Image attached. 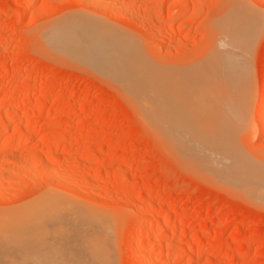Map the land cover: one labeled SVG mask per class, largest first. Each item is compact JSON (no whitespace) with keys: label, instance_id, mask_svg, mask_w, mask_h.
<instances>
[{"label":"rangeland","instance_id":"rangeland-1","mask_svg":"<svg viewBox=\"0 0 264 264\" xmlns=\"http://www.w3.org/2000/svg\"><path fill=\"white\" fill-rule=\"evenodd\" d=\"M25 1L0 0V146L12 142L0 151V214L51 197L65 201L62 205L69 209H86L83 215L90 225L84 230L94 229L87 235L82 226L76 230L92 241L81 254L87 264H129L145 244L138 243V235L156 240L164 223L169 224L168 243L152 249L150 264L167 254V264H264V200L253 194L262 190L264 195V177L258 175L260 171L264 176V0H34L31 8ZM231 2L259 24L244 46L250 85L246 117L241 111L227 116L236 122L237 147L263 162L251 163L258 171L254 178L238 175L247 192L256 188L249 195L240 184L232 191L202 164L181 158L147 122L145 107L137 108L117 83L119 67L112 65L113 79L95 67L87 51L88 35H76V55L83 59L78 56L75 63V56L70 59L60 50L63 58L43 36L70 18L92 19L115 32L129 52L133 48L131 52L150 66L198 87L209 56L210 29L220 16L225 18ZM16 112L23 118L11 119ZM93 215L96 218H90ZM63 244L65 260L57 253L60 249L55 253L59 243L49 245L53 250L44 249L54 251L59 262H74L80 248ZM10 250L0 247V264L22 258Z\"/></svg>","mask_w":264,"mask_h":264},{"label":"bare ground","instance_id":"bare-ground-1","mask_svg":"<svg viewBox=\"0 0 264 264\" xmlns=\"http://www.w3.org/2000/svg\"><path fill=\"white\" fill-rule=\"evenodd\" d=\"M25 2V6L28 8L32 5L34 0H26ZM238 7H240L238 6V3L231 2L227 8L225 18H222L224 15H222V17L220 16V20L217 19V22H214V25L212 26V29H214H210L211 32L209 34L211 43L208 47L209 56L205 64V71L202 74V78L198 84V87L186 86L185 84L191 82L190 79V82L188 80L184 82V79L183 81L180 80L182 77L175 78L171 77L170 75H166L163 70H160V67V69H158L153 65V68L150 66V64L146 63L144 60L140 59V57H137V55L132 53L133 48L132 50L130 49L132 51H130V53L129 49H126V47L129 45H126V42H121L122 39H119L120 37L118 35L116 36L114 34L115 32L100 28L103 25L99 26V24L91 22V18L90 21L70 18L67 20L66 24H57L58 26L49 28L48 31L46 29L42 33L47 31V34L43 36L44 38L48 37L50 39L48 43H50L51 46L59 49L58 53L60 50L62 53L63 51L67 52L66 57L69 56L70 59H72L71 55L75 56V58L72 59V62L74 63L76 62L74 59L76 60V57L79 56L76 55V38H80L82 36L80 33L88 35H84L85 37L89 38L88 41L90 48L89 50L87 49L88 47L86 49L87 51H90V58L92 57L91 61L95 67L101 66L100 71L107 74V77L112 79L116 77L114 71L111 69L112 65L114 64L112 68H114L115 65L116 68L119 67L118 69L121 70L120 74L122 76L119 75V77H116L115 80L118 79L117 83H120V86H123L122 88L127 91L125 92L127 93L126 96L128 98L130 97V99L133 98L130 101L134 105H138L136 106L137 108L140 109L143 106L145 107L142 111L146 110L143 114L145 117L147 116V122H149V120L151 121L149 123L152 128L156 127L157 131H161V136L168 139L174 145V147L180 151L179 155L181 158L190 164H202V166H204L207 170L210 172L212 171L211 173L214 177H216L217 181L218 179L219 181L222 180L219 182L221 184L223 182L222 186L226 184L225 186L228 187L227 185H229L232 190L238 187L241 180L243 179L242 176L247 177L251 175L250 177L252 178L257 176L256 172L258 173V171L257 169H254L255 166H253L251 163H263L262 161L258 159L256 160L246 153L242 148H240L239 143V147H237L233 130V128L236 126V122L230 117H227L228 115H232L237 111H241L246 117L247 106L249 107L248 103H250V93L248 90L249 84L246 80V61L244 58V52L246 49L244 50V46L247 45L248 41L251 39L250 37H252L259 26L257 20L250 16V14H247L248 12L245 13L244 9L241 8V10L238 12ZM253 20H255V22H253ZM82 26L86 27L87 30L83 31L82 28H80ZM164 34L162 36H164ZM40 38L42 37L40 36ZM77 42L79 43L81 40ZM123 43H125L126 46H123ZM60 53L59 55L62 56V53ZM64 54L63 56H65ZM79 58L81 59L80 56ZM80 59L79 61H81L83 58L81 60ZM116 68L115 71H117ZM24 93L22 95L25 96L27 92L25 94ZM26 95L28 96V94ZM30 99L31 96L27 97V101ZM260 111L262 114L264 113V104L262 105ZM213 115H216L217 119L214 118ZM240 116L238 117V120ZM219 117L220 119L221 117L223 119L219 121ZM22 118L23 113L20 112H16L15 114L11 115V119L16 121ZM213 118L215 120L214 123H210L213 122ZM204 120L207 121L205 122ZM201 121L203 123H200ZM207 122L210 123L209 126L206 125ZM220 122H224V124ZM201 125L204 131L201 128ZM204 126L208 127V130H206L207 128H204ZM57 136L58 134L55 133L52 135V138L56 139ZM10 146H12V142H5L0 146V151ZM257 168H259V166H257ZM254 170H256V172H254ZM213 171L215 173H213ZM252 173H254V175H252ZM261 174L262 173L259 171L258 175L263 178L264 176ZM238 175H242V178H239ZM57 179L60 182L61 179ZM217 181L215 182L217 183ZM247 181L250 182L251 179ZM242 182L244 185L245 180L243 179ZM263 182L262 184L264 187ZM248 183L247 186L249 188L251 185H248ZM253 184L256 185L255 183ZM240 185L242 186V184ZM241 186L240 189L243 188L246 191V184L245 187L242 186L241 188ZM237 189H239V187ZM255 189L248 191L249 194L251 192L253 193V191L255 192ZM259 190H257V193ZM236 191L237 193L239 192V190H234V192ZM246 192L244 193L246 194ZM248 192L247 195H249ZM253 194H255V198L258 196L257 199H259V202L260 199L264 200V198H260L262 196L264 197L262 190L260 193L262 196L258 195L259 193L257 195L256 193ZM51 198V200L47 199L43 201L39 199L40 201L37 200L39 201L38 204L33 202L34 204L32 203V206L30 205V207L28 206V208L23 210H17L15 212H11V210H9V212H3L0 214V247L2 246L5 248H11V250L15 249L19 257H25L24 259H19L16 256L17 254H14L18 258L17 261L15 260L17 262L16 264H18V262L21 264L22 261L19 260L24 261L25 259L26 260L24 263L22 262L23 264H87V262L85 263V261L82 259L81 254L83 247L86 248L91 244L92 241L90 236L82 237L80 236L79 230H76L80 229L79 226H82V232L89 229V226L87 227V225H90V223L87 222L89 218L86 221V219H84L86 218V215H83V212L86 209L78 210L77 208V210H72V205L69 209L68 207L64 206L65 204L62 205L65 201L60 203V201L56 200L55 198L54 200L53 197ZM77 207H80V205H77ZM88 215H90V213H88ZM90 218L96 217L93 215V217L90 216ZM180 218L184 220V218ZM76 225L79 228L76 227ZM168 225V223L166 225L164 223V225L160 228L156 240H147L148 237H146L145 233L138 235V243L140 245H143L144 243L145 244L142 248H138L136 252L134 251L135 255H133V257L128 260L129 264L135 262V258H138L139 256H142L144 259H146L143 262L138 263L150 264L148 261L150 259V255H152V249L155 246L168 243L165 233L166 230H168ZM83 226H86L87 229L84 230L85 228ZM93 229L94 227H92L91 230ZM91 230H87L84 234L87 235V233H89ZM76 231L77 233H75ZM71 232H74L75 235H73L74 233L71 235ZM60 242L62 244H76V246L80 248L76 259H73L74 262L70 263V260L64 263L59 262L58 255L52 253L54 251L49 252L47 250L48 247H51L49 246L51 244L52 246H56L57 243L62 245ZM60 245L56 246L58 249L53 248L55 253L56 251L61 250L60 253L57 252L59 256L61 253H63V246H65V244L62 246ZM44 246H47V249H44ZM61 247H63V249ZM33 249L34 251H32ZM2 251H0V254ZM63 255L64 254H61L62 258L65 260V257L66 255L68 256V253H66L65 256ZM176 255V260L178 261L180 258L178 253ZM169 258V254H167L165 257L158 255L155 257L153 264H164V261L167 264L170 262ZM13 260L14 259H12V264H15V261L13 262Z\"/></svg>","mask_w":264,"mask_h":264}]
</instances>
